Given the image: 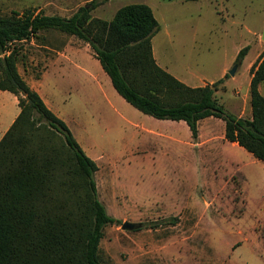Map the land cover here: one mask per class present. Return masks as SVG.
<instances>
[{
	"label": "rangeland",
	"instance_id": "rangeland-1",
	"mask_svg": "<svg viewBox=\"0 0 264 264\" xmlns=\"http://www.w3.org/2000/svg\"><path fill=\"white\" fill-rule=\"evenodd\" d=\"M94 2L92 16L107 21L125 5H149L160 24L151 42L156 62L189 86L223 79L215 96L225 113L252 116L247 97L251 68L264 54V0H0V15L32 8L68 18ZM43 37L51 46L77 39ZM41 42L19 44L26 61L40 57ZM85 47L48 65L43 94L98 166L97 195L113 219L102 231V263L219 264L202 254L210 248L227 264H264V162L226 140L223 119L201 120L195 136L184 121L140 112ZM10 105L0 99L1 128ZM127 221L143 228L124 231Z\"/></svg>",
	"mask_w": 264,
	"mask_h": 264
},
{
	"label": "trees",
	"instance_id": "trees-1",
	"mask_svg": "<svg viewBox=\"0 0 264 264\" xmlns=\"http://www.w3.org/2000/svg\"><path fill=\"white\" fill-rule=\"evenodd\" d=\"M96 6L68 18L32 8L0 15V91L20 108L0 140V264H103L102 231L113 222L97 195L96 162L19 73L27 63L19 44L44 40V32L88 42L115 90L140 112L184 121L195 136L201 120L223 119L226 140L264 162V54L251 68L252 116L227 115L215 96L223 79L192 87L156 62L151 42L160 24L149 5H125L110 21L92 16Z\"/></svg>",
	"mask_w": 264,
	"mask_h": 264
},
{
	"label": "crops",
	"instance_id": "crops-1",
	"mask_svg": "<svg viewBox=\"0 0 264 264\" xmlns=\"http://www.w3.org/2000/svg\"><path fill=\"white\" fill-rule=\"evenodd\" d=\"M70 37H73V36H70ZM77 39H72V38L67 39V40L64 39L62 44L57 45V43H56L55 46L45 44L44 42L47 39L41 40L43 43L42 42H41V44L38 43L41 47V50H39L40 51V57H37L35 62H33L35 60V58H31L29 62L27 60L26 64H23V63L18 64V70H19V73L21 74V76L26 80V82L30 85V87L32 89H34L35 91H37L40 94V96L43 98V100L45 101V103L47 104V106L49 108H51V107L49 106V104L47 102L48 94L46 97H45V94H43V88H44L45 80H46L45 79L46 78V70L48 69V65H50V64L55 65V63H57L59 61L60 62L71 61L72 54H76L77 52H81V50L86 45H87L86 47H88L91 51V47L88 44V42L83 43L82 40H80V39L77 40ZM32 41H35V40H32ZM86 47H85V50H86ZM88 52H89V50H88ZM91 53H93V51H91ZM89 57H91V56L89 55ZM38 64L40 65L39 70H34L35 69L34 66H37ZM209 84L211 85L213 83L210 82ZM205 85H208V84L205 83L204 86ZM192 87H194V86H192ZM0 99H2L3 101L11 102L10 108H12V111H9V113H11L10 114L11 118H10L9 122L6 124L5 127H2V128H1V124H0V140H1L3 138V136L5 135V132L8 131L10 126L13 124V122L15 121L17 116L19 115L20 108L18 105V98L10 92L0 91ZM247 99L250 100V103H251V97H247ZM53 111L57 116L62 118L61 114H59V112H56V110H53ZM241 117H244V116H241ZM232 144H237V143H232ZM209 250H210V248H207V250H205V248H204V250H202V254L207 255V256L211 255L212 257L215 256L216 259L218 258L219 264H224V260H221L217 256V253H215V251L210 252ZM229 264H240V263H237L235 261H233V262L230 261Z\"/></svg>",
	"mask_w": 264,
	"mask_h": 264
},
{
	"label": "water",
	"instance_id": "water-1",
	"mask_svg": "<svg viewBox=\"0 0 264 264\" xmlns=\"http://www.w3.org/2000/svg\"><path fill=\"white\" fill-rule=\"evenodd\" d=\"M238 65H236V67L233 69V71H231V75H235L236 69L238 68ZM120 228H122L124 231H134V230H139L143 227L140 224H133V223L127 221V222H124V224Z\"/></svg>",
	"mask_w": 264,
	"mask_h": 264
}]
</instances>
